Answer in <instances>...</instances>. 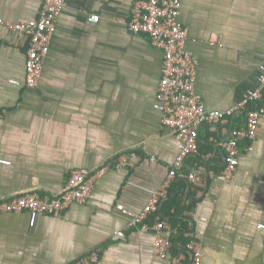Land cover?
<instances>
[{
    "label": "crops",
    "instance_id": "1",
    "mask_svg": "<svg viewBox=\"0 0 264 264\" xmlns=\"http://www.w3.org/2000/svg\"><path fill=\"white\" fill-rule=\"evenodd\" d=\"M135 1L64 0L41 77L30 87L29 39L3 22L38 18L44 0H0V158L12 162L0 164V194L59 193L80 167L96 175L88 201L60 216L0 213V264H69L94 251L99 264H192L191 234L203 264H264V118L250 147L240 143L227 181L219 178L222 141L242 125L243 112L202 126V179L182 173L187 163L170 187L181 207L163 214L175 242L166 257L154 251L155 229L131 226L119 208L142 211L179 153L155 107L163 52L128 26ZM181 2L186 48L198 61L196 91L207 108L226 111L259 85L264 0ZM122 155L126 166H118ZM173 215L190 230L172 228Z\"/></svg>",
    "mask_w": 264,
    "mask_h": 264
},
{
    "label": "built area",
    "instance_id": "2",
    "mask_svg": "<svg viewBox=\"0 0 264 264\" xmlns=\"http://www.w3.org/2000/svg\"><path fill=\"white\" fill-rule=\"evenodd\" d=\"M64 4V0H44L38 18L3 22L10 31L21 33L29 39L25 74L27 86L38 84L44 59L49 51L51 38ZM181 6V0H136L128 23L133 33L147 35L152 45L163 52L162 76L158 85L155 107L162 113L163 124L170 128L179 140V153L166 180L153 193L144 209L133 212L119 205V208L130 217L131 226L155 229L154 251L160 257H166L172 245V241L166 234L169 225L163 219L152 223L150 216L160 210L162 202L169 195L172 182L185 167L187 158L198 154L202 126L215 125L225 116L232 118L238 113H247L246 125L233 129L231 137L222 141L226 152V162L219 178L227 181L232 178L239 164L240 141L244 139L254 141L259 121L264 118V63L259 65L258 87L249 92L243 101L226 111L205 106L195 87L198 61L186 48L188 30L178 19ZM99 17V15H93L91 19L98 21ZM12 82L20 84V81L16 79ZM251 103H258V105L249 108ZM128 160V155H122L118 166H126ZM11 163V160L0 158V164L10 165ZM95 177L91 170L80 167L71 171L65 188L59 193L44 194L40 191H31L10 196L0 194V213L27 212L32 219L40 215L60 216L71 205L88 201L92 194ZM188 177L193 181H199L202 179V174L197 168H192ZM259 227L264 229V223L259 224ZM118 235L124 236V232L120 231ZM188 248L192 252V264H203L200 241L192 240ZM99 262L100 254L94 251L69 264H99Z\"/></svg>",
    "mask_w": 264,
    "mask_h": 264
},
{
    "label": "trees",
    "instance_id": "3",
    "mask_svg": "<svg viewBox=\"0 0 264 264\" xmlns=\"http://www.w3.org/2000/svg\"><path fill=\"white\" fill-rule=\"evenodd\" d=\"M256 105H258V103H251L248 107L249 108H252V107H255ZM231 118V117H230ZM240 120L243 122L241 126H238V127H234L233 129L236 130V129H239L240 127H243L246 125L247 123V113L246 112H243L240 116H239ZM208 126H210L208 124ZM245 142V148L249 147V145L251 144L250 140L249 139H244L242 141H240V143L242 142ZM203 145V142H202V139L200 138V142H199V153L201 152V146ZM241 145V144H240ZM198 154H195V155H192L190 156L187 160H186V164L188 163V169H185L182 171L183 174H185V176H189V173H190V170L191 168H197V169H200V167L203 165L202 162H201V156ZM191 167V168H190ZM223 169V168H222ZM222 171V170H221ZM201 187V186H200ZM41 193H47V191H40ZM176 187L175 186H172V188H170V192H169V195H168V199L165 201V203L163 204L162 206V214H160L159 212H156L154 214H152L150 216V221H157V220H162L164 219V215H167L170 213V211L173 209V208H176V210H180V198H181V195L179 194H176ZM164 214V215H163ZM176 216L173 215L171 218H169V222H170V225L172 228H176V230L178 232H181V231H188L190 230V226L183 222L181 219H177L175 218ZM168 238L172 241V243H175L174 242V237L173 235H168ZM194 239H197L195 237V235L191 234V238L189 239L191 242L192 240Z\"/></svg>",
    "mask_w": 264,
    "mask_h": 264
}]
</instances>
